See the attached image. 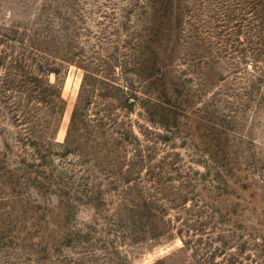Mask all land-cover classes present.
<instances>
[{
    "label": "rangeland",
    "instance_id": "rangeland-1",
    "mask_svg": "<svg viewBox=\"0 0 264 264\" xmlns=\"http://www.w3.org/2000/svg\"><path fill=\"white\" fill-rule=\"evenodd\" d=\"M0 264H264V0H0Z\"/></svg>",
    "mask_w": 264,
    "mask_h": 264
},
{
    "label": "trees",
    "instance_id": "trees-1",
    "mask_svg": "<svg viewBox=\"0 0 264 264\" xmlns=\"http://www.w3.org/2000/svg\"><path fill=\"white\" fill-rule=\"evenodd\" d=\"M75 115H76V111L74 112L73 119H74Z\"/></svg>",
    "mask_w": 264,
    "mask_h": 264
}]
</instances>
